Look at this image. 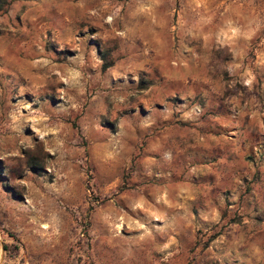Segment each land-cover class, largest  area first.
<instances>
[{
  "label": "rangeland",
  "instance_id": "1",
  "mask_svg": "<svg viewBox=\"0 0 264 264\" xmlns=\"http://www.w3.org/2000/svg\"><path fill=\"white\" fill-rule=\"evenodd\" d=\"M0 264H264V0H0Z\"/></svg>",
  "mask_w": 264,
  "mask_h": 264
},
{
  "label": "trees",
  "instance_id": "2",
  "mask_svg": "<svg viewBox=\"0 0 264 264\" xmlns=\"http://www.w3.org/2000/svg\"><path fill=\"white\" fill-rule=\"evenodd\" d=\"M109 64H103L102 67L105 68L107 67ZM27 166L30 167V169L34 170V171H39L40 169V165L37 164V162L35 161H28L27 162ZM4 249V248H3Z\"/></svg>",
  "mask_w": 264,
  "mask_h": 264
}]
</instances>
